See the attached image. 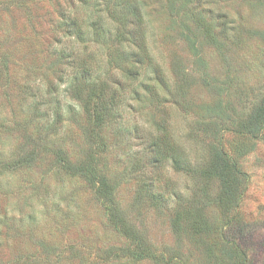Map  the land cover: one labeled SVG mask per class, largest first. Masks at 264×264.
Returning <instances> with one entry per match:
<instances>
[{
	"label": "rangeland",
	"instance_id": "rangeland-1",
	"mask_svg": "<svg viewBox=\"0 0 264 264\" xmlns=\"http://www.w3.org/2000/svg\"><path fill=\"white\" fill-rule=\"evenodd\" d=\"M141 1L146 3V41L160 73L144 64L139 79L146 73L151 80L148 87L138 88L139 80L133 83L141 99L136 100V92L129 90L119 106L123 126L130 131L137 127L144 134L156 128L154 118L166 127L186 164L202 168L213 153V139L197 129L200 121H211L204 117L205 108L224 104L238 125L264 96V0H203L191 5L196 18L208 24L214 19L220 26L218 15H226L228 38L216 42L204 35L193 18L182 24V14H166L161 0ZM69 11L65 0L59 4L56 0H0V59L12 55L8 65L3 69L0 65V86L8 78L16 79L15 83L30 86L35 94L39 88L42 94L58 85L52 96L60 97L63 105L69 103L67 83L59 85L52 72L42 74L54 51L72 47L65 29L57 35L53 31L67 22L60 17ZM87 11L79 7L80 21L96 18L93 6ZM102 16V24H112ZM54 35L62 41L56 43ZM74 45L82 49L84 44L75 41ZM34 71L37 76L32 77ZM15 85L0 88V162H4L0 164V264H216L211 254L219 257L220 242L214 241V235H195L186 217L189 211L195 219L201 211L208 222L224 229L233 215H241L249 222L247 264H264V139L237 151L241 140L221 130L227 139L224 151L236 159L244 175L240 197L227 216L216 208L215 194L221 188L216 178L176 171L167 159L139 173L151 182L148 187L153 186L147 192L130 161L132 155H142L143 146L134 135L123 141L127 152L121 147L110 155L100 151L98 167L103 166L100 171L117 185L116 202L125 221L138 232V243L158 256L157 260L132 261L130 241L109 223L101 200L92 192V177L74 176L60 164L64 159L82 161L87 151L74 123L63 121L62 128L51 133L49 143L45 142L54 153L50 157L20 163L23 154L40 144H19L9 123L3 121L2 114L10 118L22 106L21 89ZM28 91L23 95L30 102ZM199 189L206 190L208 198ZM152 194L161 202H152Z\"/></svg>",
	"mask_w": 264,
	"mask_h": 264
},
{
	"label": "trees",
	"instance_id": "trees-1",
	"mask_svg": "<svg viewBox=\"0 0 264 264\" xmlns=\"http://www.w3.org/2000/svg\"><path fill=\"white\" fill-rule=\"evenodd\" d=\"M56 1L59 4V0ZM65 1L71 11L68 15L66 12V14L62 13L60 19L67 22L61 24L57 31H53L56 34L65 29L64 36L72 41V47L64 51H61L62 49L59 52L54 51L51 54L54 59L46 63L43 73H39L52 72L59 81V85L67 83L65 91L69 103L63 105L58 99L60 97L52 96L58 85L49 87V90L42 94L38 88L36 89L37 94H35L30 86L25 84V86H21L18 82L15 83L16 79L8 78V82L3 79L4 84L0 88H7L10 84H16L15 86L21 89L20 94L22 96L20 99L22 105L20 111L22 113L20 111L19 114L13 113L10 118L2 114L5 117L3 121L9 123L8 127L10 126L14 132L11 134L14 135L19 144H40V148L37 150L23 154L24 157L20 160L21 164L22 162L25 164V162L41 160L54 154L49 151L45 142L49 143L51 133L55 134L62 128L63 121L74 123L84 139L87 151L82 157V161L72 162L64 159L60 163L61 166L68 169L69 172L72 171L74 176L81 174L92 177L90 179L92 192L101 200V204L109 216V223L130 241L133 251L131 254L133 255L130 254L129 258H132V261L140 262L150 258L157 260L158 256L154 251L150 252L147 247L141 246L142 243H138V232L125 221L116 202L117 185L108 173L104 174L100 171V168L104 169L103 166L98 167L100 151L105 155H110L118 147H121L119 149L123 148L127 152L128 145L125 146L123 141L134 135L140 145L143 146L142 155L139 156L136 153L132 155L130 161L137 168L139 176L137 180L146 186L147 192H151L150 188L153 186L148 187L147 185L151 182L139 173L148 165L150 168L151 166L155 167L167 159V161H171L172 167L176 171L195 173L197 177L216 178L221 185L219 192L215 194L216 208L222 212L223 216H227L231 208L234 207L233 202H237V197H240L238 191L242 187L244 175L239 171L236 159L224 151L227 139L224 141L221 130H227L229 135L241 140V145L235 147L237 151L243 149L242 146L245 147V145L254 147L257 141L264 139V96L246 117L243 116L244 119L238 121V125L233 123L234 118L229 116L227 106L224 104L218 103L214 106H207L204 117L211 121H200L197 124V129H200L199 131L203 132L206 138L209 136L213 139V143H211L213 146L212 157L210 162L202 168L189 167L183 160L177 146L174 145L166 127H162L153 118L152 124L156 125L154 131L148 130L143 134L144 131L142 132L137 127L130 131L123 126V119L119 113V106L128 98L129 90L133 93L136 92L132 87L133 83L139 80L136 85L138 88L148 87V81L151 79L146 73L139 79L142 76L139 75V72L144 64L148 66L147 68L155 69L156 74L160 73V65L155 62L145 36L146 11L144 7L146 3L141 0ZM202 1L161 0L160 2L166 14L172 17L182 14V24H185V20L193 18L195 23H198L200 27L202 26V32L210 41L216 42L219 38L226 40L228 38L225 26L227 23L226 15L223 13L218 15V21H220L218 23L223 22L220 26L216 25L214 19H212V24H208L203 19L196 18L195 9H191L190 6ZM92 3L93 12L91 13L96 18L90 21L89 16L87 23L86 20L80 21L79 15L76 16L79 13V7L88 8L86 13H89ZM100 13L106 15L112 24L108 26L102 24L103 16ZM214 27L218 30L214 31ZM56 35L53 39L57 40L56 43H60L62 37H56ZM75 41L84 44L82 49H77L74 45ZM221 42L224 43V41ZM7 56L8 54H5L0 59L1 69L9 63ZM10 59H12V55ZM37 72L34 71L30 75L35 77ZM0 77L3 76L0 75ZM33 80L31 79L32 82ZM161 82L163 83L162 80ZM27 89L30 91H28L30 102L23 95V91ZM139 97L141 99L137 91L136 100L139 101ZM64 106H66L65 114L63 112ZM225 121L228 124L224 127L223 122ZM32 128L34 131H31ZM60 155L57 153V156ZM17 163L19 162L17 161ZM0 164H4V162H0ZM7 164L5 163V165ZM24 166L20 165L19 167ZM199 193L208 198L206 190L199 189ZM149 199L152 202H161V198L155 197L154 194ZM200 212H198L199 217L196 219L190 211L186 213V217L188 216V221L191 223L190 229L195 235L202 238L214 235L216 238L214 241L220 242L219 257L211 254L214 262L216 264H247L246 248L250 239L248 234L249 222L237 213L230 218L226 223L228 227L224 226V229L223 226L215 227L205 217L201 216Z\"/></svg>",
	"mask_w": 264,
	"mask_h": 264
}]
</instances>
